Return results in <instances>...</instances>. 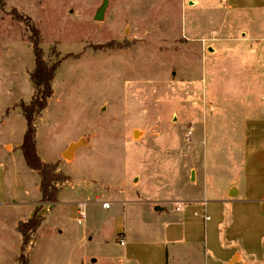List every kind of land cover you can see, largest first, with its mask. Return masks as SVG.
<instances>
[{
	"label": "rangeland",
	"instance_id": "obj_1",
	"mask_svg": "<svg viewBox=\"0 0 264 264\" xmlns=\"http://www.w3.org/2000/svg\"><path fill=\"white\" fill-rule=\"evenodd\" d=\"M103 3L0 0V167H9L5 175L0 170V190L7 181V194L0 195V264H20L22 254L28 264L81 260L92 264V259L105 255L123 257L118 235L124 230L127 234L135 224L151 227L156 219L147 213L136 218L134 206L117 203L116 194L121 203L125 194L134 193L129 189L119 193L122 181L137 178L148 187L153 178H165L169 184L186 181L190 149L197 146L196 131L206 115L216 114L220 122L222 114L233 115L242 125L237 133L227 129L208 135L206 145L203 137L200 140L202 147L214 152V161L232 167L242 154L237 150L235 160L231 158L246 120L264 115V35L256 37L264 34V12L211 11L204 0L199 7H191L192 0H109L105 19L96 21ZM18 15L30 17L38 28L45 61L61 64L54 94L36 123L38 152L52 161L70 142L87 141L85 147L78 144L72 165L57 171L68 178L58 183V201L67 203L63 213L59 217L54 208L46 212L34 246L30 245L36 233L24 250L17 220L26 217L40 194L38 175L20 150L26 129L20 106L29 104L34 95L30 73L35 58L31 33ZM257 20H263V27ZM244 49L262 50L258 72L255 55H244ZM250 63H254L252 80L259 76L263 82L259 87L246 80L245 67ZM134 131L140 134L134 137ZM8 144L16 153L6 158L12 149ZM228 172L222 173L233 176L237 171ZM89 173L112 193L103 188L105 193L94 189L81 195ZM97 194H105L112 208L102 209ZM254 197L264 210V201L259 200L264 193ZM84 202L87 218L82 225L78 207ZM150 238L155 236L147 232L143 241ZM60 239L68 241L58 244ZM257 247L264 257V228ZM96 264L122 263L97 260Z\"/></svg>",
	"mask_w": 264,
	"mask_h": 264
},
{
	"label": "crops",
	"instance_id": "obj_2",
	"mask_svg": "<svg viewBox=\"0 0 264 264\" xmlns=\"http://www.w3.org/2000/svg\"><path fill=\"white\" fill-rule=\"evenodd\" d=\"M202 1L192 0L191 7L201 6ZM242 2H249L250 4H243ZM257 2L258 0H204L211 11H222L224 8H228L236 12L263 13L264 4ZM256 23L263 27V20H257ZM262 35H264L263 32L256 33L257 38ZM243 51L246 56L255 55L254 63L258 72V66L262 64V50L244 49ZM253 64L250 63L249 66L245 67V73L248 76L246 80L259 87L263 82L259 80V76H256L255 81L252 80ZM260 104L263 103L260 102ZM215 115L211 118H207L206 115L205 123L197 128L195 144L197 146L190 149L192 153L189 155V178L186 181L180 179V181L176 180L169 184L165 178L160 180L153 178L151 182L148 180L150 185L148 187L145 186L144 182L139 183L137 178H133L132 181L122 179V186L117 191L124 193L125 189H129L134 193L125 194V201L121 203L118 194H116L117 203L134 206L132 216L136 218L147 213L153 215L156 222L151 227H141L135 224L128 230L127 234L124 230L118 235L117 243L124 248L125 257L124 255L119 258L105 255L96 259L91 258L92 264H96L97 260L120 261L122 264H264V257L257 247L258 235L264 228V210L257 207L254 201L258 199L254 196L258 193H264V115L246 120L244 130L239 137V143L235 145L236 149L232 152L231 158L235 160L234 154L237 150L242 154L240 160L234 163L232 167L219 165L213 160L212 154L214 152L205 147L206 140L208 135H219L221 131L227 129L232 133H237L238 128L242 125H238L237 119L233 115L222 114L223 122L217 121L219 118H216ZM217 115L221 114L217 113ZM215 120L216 122H213ZM232 122L235 125H230ZM139 134L138 131H134V137ZM201 137L205 139L203 147L200 144ZM75 144H79V148H81L87 146V141L81 139L77 142H70L68 148L63 149L60 155L52 161H48L38 152L37 141L36 149L44 163H58L59 172H63L61 166L68 167L76 159L77 149L72 153L70 161L64 157L69 147ZM8 146L11 145L8 144L6 147ZM11 148V151L6 154V158L16 153L13 146ZM8 169V166L2 167L1 165L0 167L4 175ZM232 170L237 171L234 175L231 173L233 176H224L222 173L227 171L230 173ZM37 175L36 191L39 192L40 199L33 203L24 219L17 220V226L20 222H26L35 215L45 221V213L51 212L53 208L59 209L57 211L60 217L67 204L64 200L55 204L42 203L41 179L38 173ZM102 181L94 174L85 175L83 189L86 192L80 194L84 196L94 189L97 190L96 193L98 190L101 193H105V190L109 194L112 193L110 188L105 189L103 187L106 184H102ZM126 181L129 183L127 184ZM240 183H243V187ZM168 185L171 189L166 190L169 188ZM106 186L108 187V185ZM64 187L68 186L65 185ZM0 191L1 196L7 194V181L2 182ZM104 195L102 194L100 197L97 194L95 198L101 204L102 209L105 210L103 203H109V209H111L112 202ZM259 200L264 201V198ZM87 205L85 202L79 203L78 213H86L85 207ZM78 222L83 225L85 220H81L79 217ZM147 232L154 234L155 238L143 241V236ZM59 233L61 236L64 235L63 231H59ZM87 233L89 232H84L83 235H87ZM36 236L37 233L30 246H34ZM123 239L125 244L121 245L120 242ZM66 241L68 240L60 239L58 244ZM141 247H145V249L138 251ZM72 248L74 247L72 246ZM82 262H87V260H81L77 264Z\"/></svg>",
	"mask_w": 264,
	"mask_h": 264
},
{
	"label": "trees",
	"instance_id": "obj_3",
	"mask_svg": "<svg viewBox=\"0 0 264 264\" xmlns=\"http://www.w3.org/2000/svg\"><path fill=\"white\" fill-rule=\"evenodd\" d=\"M20 20H25L31 33L30 42L33 46L35 68L30 73V81L34 87V95L29 104L23 103L20 108L26 120V131L23 137L20 150L24 156L27 166L36 171L41 179L40 190L42 194V203L55 204L58 202V196L61 186L58 183H64L68 180L63 174H58L59 164L44 163L36 149L37 120L48 107V102L54 94L53 81L56 72L60 67V62L49 63L45 61L44 51L41 47L40 32L31 22L30 17L18 15ZM43 218L35 215L26 222L18 224V232L23 239V250L32 241V235L38 231ZM20 264H28L25 256L20 257Z\"/></svg>",
	"mask_w": 264,
	"mask_h": 264
},
{
	"label": "water",
	"instance_id": "obj_4",
	"mask_svg": "<svg viewBox=\"0 0 264 264\" xmlns=\"http://www.w3.org/2000/svg\"><path fill=\"white\" fill-rule=\"evenodd\" d=\"M108 6H109V0H104L102 7L98 10L95 16L96 21H102L105 19V13H106ZM77 147H78V144L71 145L69 149L67 150V152L65 153L64 157L66 159L71 158L72 153L74 152L75 149H77Z\"/></svg>",
	"mask_w": 264,
	"mask_h": 264
},
{
	"label": "built area",
	"instance_id": "obj_5",
	"mask_svg": "<svg viewBox=\"0 0 264 264\" xmlns=\"http://www.w3.org/2000/svg\"><path fill=\"white\" fill-rule=\"evenodd\" d=\"M191 137H192V132H190V133L188 134V138H191ZM103 208H105V209H109V208H110V204H109V203H103ZM177 210H179V209L177 208ZM80 218H81V220H85V219L87 218L86 213H85V212H80ZM120 244H121V245H124V244H125L124 239L121 240Z\"/></svg>",
	"mask_w": 264,
	"mask_h": 264
}]
</instances>
